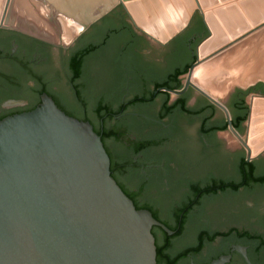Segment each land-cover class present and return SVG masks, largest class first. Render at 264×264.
<instances>
[{
  "label": "flooded vegetation",
  "instance_id": "1",
  "mask_svg": "<svg viewBox=\"0 0 264 264\" xmlns=\"http://www.w3.org/2000/svg\"><path fill=\"white\" fill-rule=\"evenodd\" d=\"M36 1L44 8V13H41L40 17L45 19V23H52V20L57 23L60 17L73 25L75 30L69 43L66 44L60 34V28L58 30L55 24H52V26L55 25L53 34L48 28L26 19H22V22L17 21L18 25L4 26L1 23V16L0 120L36 109L42 104L43 95H47L65 114L80 121L89 122L101 134L103 130H106L107 122L115 119L121 121L123 118H131L128 130L121 125L125 133H129L134 124L144 126L150 123L156 126L157 132L153 139L160 140L161 144L137 155L133 153V147L139 141L145 140L144 138L138 139L134 136L132 142L127 145L126 153L118 148L119 152L113 153L107 146V142L111 139L103 143L111 159L119 164V167L113 168V178L118 185L127 196L132 198L134 205L149 210L153 217L165 227L167 226L159 219V214L149 206V200L160 199L162 195L167 196L164 206L161 207L173 223L172 228L167 227L174 233L168 235L173 238V244L168 251L169 256L176 257L189 250L190 252L179 258L176 264H212L215 261H221V264H264V183L241 185L236 190L228 189L202 196H198L192 189L193 186L203 189L222 182L239 185L243 181L240 171V163L243 160L237 168L236 180L225 178L228 174H234V171H230L227 174L223 172V175L212 176L211 183L206 186H200L189 179L190 182L176 193L170 188V179L177 175L180 166L186 178L203 166L205 170L214 168L215 173H221L220 167L214 166L215 160L219 162L228 156L219 148L211 154L210 149L201 147V142L198 140L200 147L198 156H201V160H192L193 157L185 150L188 144L186 127L192 124L195 128L197 120L210 112L211 107L215 110V114L219 107L224 119L229 120L228 116L224 115L226 107L216 100L209 99L195 84L194 73L190 78L191 84L187 88L185 86L189 69L198 60V48L209 36V30L199 11L191 15L190 22L179 35L163 43L158 37L152 35L154 40L138 30L122 5L111 8L97 19L82 26L60 15L54 17L55 14L48 9L45 2ZM6 5L7 1L5 7ZM10 5L11 3L9 8ZM23 23H26V28L29 30L21 27ZM32 25L36 27L35 31H31ZM44 32L52 33L54 36H46ZM150 42H154L164 55L148 64L144 61V55L147 53L146 48L151 44ZM90 46H95L96 49L83 57L81 75L75 77L73 60ZM128 47L131 48L134 56L129 59L130 72L126 73L127 78L130 80L133 73L137 74L143 84L144 92L140 94L135 90H124L115 94L111 93L110 98L103 101L97 94L96 86L102 81L111 85L113 80L110 78L108 81L106 72L98 63L101 61L110 64L117 54L127 53ZM56 53H60L62 69L59 73L52 75L50 67ZM91 55H96L92 70L87 67V61ZM206 61H203L201 65ZM199 67L200 65L194 71ZM185 69H187L186 72H183ZM143 70H146L145 74L142 73ZM175 75L177 80L173 81L172 77ZM183 76H187L185 83ZM262 84L263 86H259V83L253 85L250 94L259 91L264 94V83ZM236 95L243 98L244 91L238 89L233 93V97ZM248 95L245 96V100ZM136 99L139 101L132 103ZM231 100L232 97L228 102ZM182 101L186 110L182 109ZM139 106L150 108L146 111L138 110ZM165 106H174V109L162 117ZM121 107H124V111L119 113ZM192 107L204 109L194 114L188 110ZM155 108L158 109L157 112L153 111ZM132 110L139 112L132 113ZM97 123L100 124L99 127ZM200 135L203 136L201 132ZM160 147L165 148L161 155L156 158L153 155L148 156L150 150ZM262 160L264 168V159ZM255 175L261 177L264 176V172L257 175L255 171ZM130 179L139 181L132 189L126 183V180ZM184 192L189 195L187 202L181 203L172 211L173 202L176 203L179 195ZM213 196L215 198L212 199ZM206 198H209V202L202 206L201 203ZM199 210H201L200 216L194 219L190 226L191 235L186 241L188 243L182 244L184 233L189 228L187 221L191 215L199 214ZM182 213L185 214L183 229L176 236L179 216ZM152 230L155 240L162 245L166 239V232L157 226ZM157 264H167V262L162 259Z\"/></svg>",
  "mask_w": 264,
  "mask_h": 264
},
{
  "label": "water",
  "instance_id": "2",
  "mask_svg": "<svg viewBox=\"0 0 264 264\" xmlns=\"http://www.w3.org/2000/svg\"><path fill=\"white\" fill-rule=\"evenodd\" d=\"M40 1L54 17L84 24L122 5L136 26L123 3L131 2L142 18L146 12L161 30L156 10L169 32L161 30L163 43L185 29L197 5L209 8L207 13L199 11L209 36L198 48L186 88L197 65L264 27V0ZM161 2L179 11L175 28L168 26ZM250 95L263 103L252 128L256 134L264 125V94ZM42 100L32 111L0 120V264H157L152 228L174 233L149 210L137 209L124 193L111 175L110 157L93 125L65 114L47 95ZM250 112L251 106L248 123ZM228 126L246 148L247 162L264 152V135L254 138L257 151L252 153L231 118Z\"/></svg>",
  "mask_w": 264,
  "mask_h": 264
},
{
  "label": "rangeland",
  "instance_id": "3",
  "mask_svg": "<svg viewBox=\"0 0 264 264\" xmlns=\"http://www.w3.org/2000/svg\"><path fill=\"white\" fill-rule=\"evenodd\" d=\"M6 1L7 0H1L0 18L4 12L3 7H5L4 4H6ZM22 1H23V3L27 4V7L23 6V10L26 13L24 14V12L21 11L22 9L18 10L17 6L20 3H18V0H15V2H14L15 4H13L14 5L13 7L15 9L13 8L14 20H13L12 26L18 25L16 23L17 21L22 22V19L23 20L26 19L28 21L35 22L37 25H41V26L48 28L49 30H51V32L53 34H54L53 26L56 25L58 27L57 28L58 30L60 28V34L62 35L63 39H64V35L67 33L66 32L67 29L71 30V33H74V30H75L74 26L70 25V23L65 22L60 17H59L60 20H57V23H56V21H53V20H52V23H48V22L45 23L46 22L45 19L40 17L41 13H44V8L41 7V5L38 1H36V0H22ZM161 5H162V14H163L164 18H166V20L170 22V25H168V26L175 28L176 26H174L175 24H173V23L175 22V20L181 19V17H180L181 15H180L179 11L177 10V8H175V6H173V9H172V8L166 7L162 2H161ZM1 8H2V10H1ZM123 13L126 14L125 11H123ZM155 15L157 17V20L160 23H163L162 25L167 27V25H166V23H164L163 18L161 17L160 13L156 10H155ZM34 16L38 17L39 19H37ZM40 18H41V20H40ZM148 21L152 22L150 17H149ZM52 24H55V25L52 26ZM162 25H161V27L163 28ZM65 43L67 44V43H69V41L68 42L65 41ZM150 43L151 44L148 45V48H146L147 53L144 55V61L147 62L148 64L151 63V61L153 62L154 60L159 59L161 57V55H164V52H161V49L158 48V46H156V44L154 42H150ZM225 52L221 55L223 56V58L229 55L227 57L229 59L227 61V58H224L223 61L221 62V65L223 66V68H225V66H226V68H228L229 70L227 72H224L222 74L223 76H219L220 81L223 83L221 88H220V90L222 91L221 93L226 92V90H232L234 87L247 88L248 86L252 85L253 83H255L257 81H262V80L264 81V27L255 31L254 33L247 36L246 38L238 41V43H235L233 46H230L229 49ZM59 54L60 53H56L53 56L54 59L52 60L51 67H50V71H51L52 75L59 73L62 69L61 57ZM221 55L219 54V57H221ZM132 56H134L133 51H131V48L128 47L127 53L122 52L121 54H117L115 57V60H113L110 64L102 63L101 61L98 63L99 66L101 65V68L104 69V71L106 72V78H108V81L110 78H112V80H113L111 85H108L105 81H102V82L98 83L96 86L97 94L99 95V98H101L103 101H106L107 99H109L111 93L115 94V93L123 92L124 90H126V91H129V90L134 91L135 90V92H138L140 94H142L141 92H144L142 89L143 84L138 79L137 74L133 73L132 76L134 78L132 77V79H130V80L127 78L126 73L128 71L130 72L129 59L132 58ZM231 56H233V57L230 59ZM95 57H96V55H91L88 58L87 67L90 68V70H92V68H93V60L95 59ZM237 62H238V64L242 63V65H240V66L237 65L236 64ZM208 66H209L208 63L204 64V66H202V68H199V72L195 76L197 81H199L201 86L204 88L207 86L203 82V79H205V77H204V73L201 75V69L203 70V68H206ZM131 71H134V70H131ZM218 71H220V70H218ZM142 73L145 74L146 70H143ZM186 77L187 76L182 77L184 83L186 81ZM106 86H107V88H106ZM146 92H148V91H146ZM254 100L255 99L251 98V95H248L246 98L247 105L249 107L252 106L254 103L253 102ZM225 107H226V111H224L225 113L223 112L224 115H227L228 118H231V113H230V109H229L228 105L227 106L225 105ZM149 108L150 107L139 106L137 109L146 111ZM150 111H152V109H150ZM153 111L157 112L158 109L155 108V110H153ZM131 112L132 113L133 112L138 113L139 111L132 110ZM129 124H131V118H123L121 121H119V119H115L113 121L110 120L109 122H107L106 129L107 130H116L121 136L120 140L115 141L114 139H111L107 142L108 148L113 153L119 152L120 149H121L120 151H124L126 153L127 145L132 142L134 136H136L138 139H140V138L149 139V138H154L156 136L155 133L157 132L156 131L157 128H155L156 126H154V125H150V123H149V125H144V126L141 124H136V125L134 124L132 126V130L129 133L128 132L125 133L124 129L121 127V125H123V127H127V130H128L130 127ZM96 125L99 127L100 124L97 123ZM252 126H253V123L250 124V126H249L248 122L243 123L241 131H239V135L241 136V138H243V140H247L248 137L249 138L251 137L250 136V134H251L250 129ZM186 134H187V139H188V144L186 145V149H185L186 153L188 155H190L191 157H193L192 160H194V159H195V161L201 160V156H198V153L200 151V147H199L198 142H197L195 128L192 124H191V126L186 127ZM226 135H229V134H226ZM260 135L261 136L264 135V125L259 126L257 131H256L255 136L258 137ZM228 144H230V142H228ZM241 147L243 148L245 157H247L246 148L242 144H241ZM164 151H165L164 147H162V148L160 147L158 149H152L148 152V156L153 155L156 158L159 155H161L162 152H164ZM182 162H183V160H182ZM180 167L181 168H180L179 172L177 173V175H175L173 177V179L172 178L170 179V188H171L172 192H174V193L178 192V190L181 187L188 184L190 182L189 179L194 180L200 186H206V185L211 183V180L213 179L212 176L217 175V174H222L223 172H225V170L221 169L220 170L221 173H215L216 171H214V168L213 169L207 168L205 170V169H203L204 168V166H203V168H201L199 170L196 169L195 173L191 174L190 176H188V178H186V175L183 174L182 166H180ZM138 182L139 181L136 179H130L129 181L126 180V183L129 185L130 189H132V187H135L138 184ZM188 196H189L188 193H185V192L183 194L179 195L177 202L176 203L173 202L172 211H174L175 207H179L181 205V203L187 202ZM213 198H215V197L213 196L212 199ZM166 200H167V196L162 195L160 197V199L154 198V199L149 200V206L159 214V219L170 229L173 227L172 219L170 218V216H166L162 210V207L164 206L163 203H165ZM208 202H209V198H206L201 203V205L204 206ZM200 211L201 210L198 211L199 214H193L189 217V219L187 221V224H189L188 225L189 228L184 233V236L181 240L182 244L188 243L186 241L189 240L190 235H191L190 226L193 223L194 219H196L197 217L200 216Z\"/></svg>",
  "mask_w": 264,
  "mask_h": 264
},
{
  "label": "crops",
  "instance_id": "4",
  "mask_svg": "<svg viewBox=\"0 0 264 264\" xmlns=\"http://www.w3.org/2000/svg\"><path fill=\"white\" fill-rule=\"evenodd\" d=\"M263 39V38H262ZM155 40V39H154ZM157 41V40H156ZM229 48H227L225 51H227ZM225 51L220 52L219 54H223ZM226 53V52H225ZM219 54L212 57L202 65H200L199 68H202L204 64H209L208 67L201 69V75L204 73L205 79H203V82L206 84L207 87H202L199 81H197L196 77L194 79L195 84L204 92L205 96H207L211 100H216L223 104L224 106L228 105L231 113L232 120H234L235 116L237 115L236 111L234 110V102L237 101L239 98L237 96L233 97V93L236 90H250L253 85L256 83H264V81H257L253 83L252 85L248 86L247 88L242 87H234L232 90H226V92L221 93L220 90L222 86V82L219 79V76H223L222 74L224 72H227L229 69L223 68L221 65V62L224 58H227L228 56L224 57L221 55L219 57ZM233 56L230 57V59ZM229 58H227L228 61ZM228 63V62H227ZM237 65H242V63ZM224 69V70H223ZM220 70V71H218ZM222 70V71H221ZM223 94V95H222ZM232 97L231 102H228V100ZM195 99V98H194ZM228 103V104H227ZM204 108H196L192 107L191 109L188 108V110L194 114H198L201 112ZM217 114H215V110L213 107H211L210 112H208L206 115H203L202 118L197 120L196 122V138L198 141L201 142V147H204L205 149H210V153H214L217 148H219L220 151L225 152L228 154L226 156L227 158L224 160H215L216 164L215 167H220V170H225V173L227 174L230 171H234L233 175H226V179L236 180L238 178L237 175V168L239 166V163L241 160L245 158L243 148L241 147V142L237 138L235 134L232 133V131L229 129L228 121H226L221 114L219 107L217 109ZM231 120V121H232ZM200 132L203 134V136L200 135ZM229 134V135H226ZM230 142V144H228ZM264 159V152L254 159L253 163L256 165V173L257 175H260L264 172V168L262 167V162ZM214 164V163H213ZM216 179V178H214Z\"/></svg>",
  "mask_w": 264,
  "mask_h": 264
},
{
  "label": "trees",
  "instance_id": "5",
  "mask_svg": "<svg viewBox=\"0 0 264 264\" xmlns=\"http://www.w3.org/2000/svg\"><path fill=\"white\" fill-rule=\"evenodd\" d=\"M94 49H96L95 46H90V47L84 49L81 52L80 56L74 58L73 67L75 69V77H78L81 75L82 65H83V61H84L83 57H85L87 54L92 53V51ZM186 70L187 69H185L183 72H186ZM172 80L176 81L177 76L176 75L173 76ZM259 86H263V84L259 83ZM248 94H250V90L244 91V97L243 98H240L239 96L236 95L237 98H239V99L237 101L235 100L233 108L236 111L237 115L235 116L234 120H232V124H233V128L237 131H241L243 123H245L247 118H248L249 107H248L246 100H245V96ZM138 101H139V99H136L132 103H136ZM181 106L183 107L182 108L183 110H186L185 104L183 101L181 102ZM173 109H174V106H170V107L165 106L163 108L162 117H164L165 114L170 113ZM123 111H124V107H121V109L119 110V113H121ZM94 131L102 136L103 142L107 139H114V140H120L121 139L120 134L116 130H107L106 129V130H103V134L98 132L96 129H94ZM160 144H161V141L158 139H153V138L145 139V140L139 141L137 144H135V146L133 147V153L135 155H137V154L145 152L149 148L157 147ZM107 153H109V152H107ZM109 156H110V154H109ZM110 159H111V156H110ZM118 165H119L118 163L116 164L114 162V160L111 159V166H112L111 167V175L112 176H113L114 166H118ZM240 171L243 175V181L239 185L233 184V183H228V182H222V183H215L213 186H208V187H205L203 189H200L197 186H193L192 189L197 192L198 196H202L205 194H209V195L215 194V192H218V191H227L228 189L236 190L241 185H251L252 183H256V184L264 183V176L256 177V175H255L256 165L253 162H247L246 157L240 163ZM130 199H132V198H130ZM135 207L137 209H142L140 206L135 205ZM184 221H185V214L182 213L181 216H179V222L177 225V235L176 236H178L182 232ZM152 233L155 237L153 230H152ZM165 236H166V239L162 245H160L156 241L157 262H159L160 260L163 259L167 262V264H176V262L179 258L184 257L190 251L187 250V251L182 252L181 254L177 255L176 257H170L168 254V251L173 244V238L169 237L167 233ZM196 250H198V249H196Z\"/></svg>",
  "mask_w": 264,
  "mask_h": 264
},
{
  "label": "bare ground",
  "instance_id": "6",
  "mask_svg": "<svg viewBox=\"0 0 264 264\" xmlns=\"http://www.w3.org/2000/svg\"><path fill=\"white\" fill-rule=\"evenodd\" d=\"M22 0H18V3H20V4H18V10H21V11H23L24 12V14L26 13L24 10H23V6H25V7H27V4L26 3H23V1L21 2ZM122 1H124V0H122ZM204 1V3H205V0H203ZM207 1V0H206ZM12 2V3H11ZM15 2V0H7V5H6V7H5V10H4V12H3V14H2V18H1V23L4 25V24H7V23H9V22H13V18H14V13H13V4H15L14 3ZM4 3V2H3ZM9 3H11V5H10V8H9ZM124 3V5H125V7H126V9L130 12V14L132 15V17H133V21L135 22V24H136V26L139 28V29H141V28H143V29H141L142 31H144L145 33H150V34H148L150 37H152V35L153 36H156V37H158L159 39H161L160 40V42H163V39H164V37H163V35H162V31L161 30H163V31H165V34H169V32H168V28L166 27V26H164V25H162L163 23H161V25L163 26V28L160 30V29H158L157 28V26L155 25V24H153L152 22H150L149 21V23H150V25L149 24H147V22H146V20L148 19L149 20V16L146 14V12L144 13V18H142L139 14H138V12L136 11V8H135V6H134V4H132L131 2H123ZM205 4H207V3H205ZM5 5V4H4ZM3 9H4V7H3ZM15 9V8H14ZM1 10H2V8H1ZM195 11H201L202 13H207V11H210V9L208 8V9H202V8H200L198 5L196 6V8L194 9V11H192V12H195ZM22 12V13H23ZM209 14L208 15H210V14H212L211 12H208ZM193 13H189V18L191 17V15H192ZM181 17V16H180ZM146 19V20H145ZM28 22V21H27ZM172 22V21H171ZM174 22V21H173ZM190 22V21H189ZM75 23H78L77 21H74V24ZM17 24H19V22L17 23ZM28 24V23H27ZM82 26H84V23H80ZM173 24H175V23H173ZM183 24L184 25H186L187 23H186V21H184L183 22ZM71 25V24H70ZM73 26V25H72ZM175 26V25H174ZM21 27H23V28H25V29H27V30H29L28 28H26V23H23V25L21 24ZM28 27H30V26H28ZM141 27V28H140ZM31 28V31H35L34 30V28H36V27H34L33 25H32V27H30ZM75 28V27H74ZM225 32V28H222V32ZM41 32V31H40ZM66 34L64 35V40L66 41V42H68V41H70V39H71V37H72V34L73 33H71V30H66ZM44 34L46 35V36H53L52 35V33H45L44 32ZM153 39H155L154 37H152ZM159 41V40H158ZM238 43V42H237ZM233 46V45H232ZM202 63V62H201ZM201 63L199 64V65H201ZM199 65H197L196 67H198ZM195 67V68H196ZM195 68L193 69V71H192V75H193V73H194V75L193 76H196L197 74H198V72H199V69L198 70H196V71H194L195 70ZM192 75L189 77V80H190V78L192 77ZM253 99H255L253 102V105L251 106V116H250V120H249V126H250V124H254V122H255V119H256V117H258V116H260V113H259V111H261V107L263 106V103H262V100H260V99H258V98H253ZM253 118V119H252ZM252 128H253V126L251 127V131H250V138L248 137V139L245 141V143H246V146H247V148L252 152V153H254L255 151H257V148H256V146H254V145H256V141L254 140V138H256V134H254L253 133V131H252Z\"/></svg>",
  "mask_w": 264,
  "mask_h": 264
}]
</instances>
